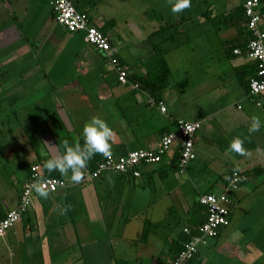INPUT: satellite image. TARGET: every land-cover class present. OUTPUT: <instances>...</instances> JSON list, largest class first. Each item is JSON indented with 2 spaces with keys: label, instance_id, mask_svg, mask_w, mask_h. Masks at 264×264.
<instances>
[{
  "label": "crops",
  "instance_id": "obj_1",
  "mask_svg": "<svg viewBox=\"0 0 264 264\" xmlns=\"http://www.w3.org/2000/svg\"><path fill=\"white\" fill-rule=\"evenodd\" d=\"M38 1L47 2L50 19L38 10L39 6L35 7ZM104 1L89 13L97 26L108 25L107 35L126 69L138 75L147 74L155 69L158 54L162 52L172 72L160 99L166 112H160L157 100L147 91L121 84L111 61L100 50L86 43L82 34L70 33L57 22L50 0H15V8L9 0L10 6H6L4 16L14 19L13 13L19 10L22 18L21 31L11 38V44H0V52H5L0 57V219L18 205L32 164H40L45 171V161L50 156L61 155L65 142L72 147H83L82 129L91 117L105 120L113 129L109 153L113 157L156 144L164 132L177 131L175 122L178 119L201 122L200 131L204 123L226 114L229 106L218 105L219 83H216L225 74L232 82L236 101L242 102V107L236 103L241 112L226 115L221 121L226 130L236 126L233 131L240 134H231L229 138L231 141L238 139L246 152V155L237 153L234 167L244 171L261 166L263 169L258 175L264 173V143L255 142L257 132L247 128V122L259 114L255 109L263 106L264 93L252 98L242 85L237 69L245 68L251 61L246 53L238 54L235 50L246 43L248 30L239 16L234 19L228 14L246 0L234 1L225 10L224 20L223 15L218 16L223 12H216L211 4L209 18L204 17L203 21L202 12L198 13L202 20L194 26H202L198 34H203L204 38L192 48L197 50L193 57L201 66L202 75L196 89L211 96L210 108L213 109L188 118L179 116L177 109L180 101L184 103L182 96L190 82L181 87L183 80H177V88L173 84V74L179 64V56L175 58L174 53L180 50L182 36L186 33L176 29L173 31L176 36L169 43L163 41L170 34L163 31L165 24L183 19L182 15L172 19L173 5L170 3L174 4L175 0H150L148 32L140 42L120 34L118 19L105 12L108 5L103 8ZM108 2L109 5L116 3L114 0ZM87 4L85 2L84 7ZM9 25L11 23L0 26V33ZM16 38L23 41L22 44L12 45ZM219 45L225 50L220 57L213 53ZM222 86L225 92L230 91V87ZM199 131L195 138L194 160L201 159L206 164L212 156L201 145ZM250 141L254 144H249ZM177 152L178 141L160 163L142 166L139 178L110 172L93 180L73 182L71 172L67 175L52 172L68 180L69 187L48 192L47 198L34 191L22 219L0 238V264H25L37 255L55 258L57 264H170L171 250L183 242V230L192 224V194L216 192L215 188L222 190L224 184L220 180L207 191H199L188 173L189 166L183 174L176 169ZM85 170L86 166L80 171L81 177ZM179 174H186L188 178ZM188 180L192 187L189 190ZM247 183L241 185L235 201L239 200V192ZM163 198L167 200L166 206ZM170 215L186 221L180 232L167 230L172 223L160 224L163 217ZM242 224L244 222L237 220L233 210L229 226L221 229L219 236L211 239L190 264L264 262V222L260 220L253 229H246L247 223ZM111 228L122 230L114 238ZM144 231L148 236L141 239ZM60 241L68 243L58 250L60 253L73 252L66 259L67 263L57 255L58 251L53 255ZM89 258L95 261L90 262Z\"/></svg>",
  "mask_w": 264,
  "mask_h": 264
},
{
  "label": "rangeland",
  "instance_id": "obj_2",
  "mask_svg": "<svg viewBox=\"0 0 264 264\" xmlns=\"http://www.w3.org/2000/svg\"><path fill=\"white\" fill-rule=\"evenodd\" d=\"M10 1L12 2L13 7L15 8L17 6L15 0ZM108 1L109 0H105L102 7L104 8L108 5L105 8V12L109 13V16H113L118 19V23L120 26L119 32L123 37H130V39H133L135 42H140L143 38L146 37L144 33L148 32L146 28V22L147 15L150 11V0H114L116 1V3L111 5L108 4ZM234 1L240 2V0H189V7L183 9L181 12H171L172 19H176L181 15L184 16V18H189V16L193 17L192 20L190 19L184 22L183 28L185 29L186 35L182 36V41L186 42L181 45L180 50L174 53L175 58L177 54L179 56V64L177 68H175L176 71L173 74V78L175 79V81H173V84L175 88L178 87L177 80L184 81L187 79L190 82V87L187 89L186 94L182 96L184 103L180 101L179 108L177 109V113H179V116L188 118L190 116L198 115L201 113L205 114L207 111H209V109L210 111L213 109V107L210 108L212 104L211 102H213L211 96L209 94H202L196 89V85L200 81L202 75L201 66L196 61H194L195 57H193L194 54H197V50L194 51L192 48L201 44V37L204 38V35L198 34L199 31L202 29V26H194V23H197L202 20L198 16V13L206 11L209 8L210 4L212 8L219 13L228 10V8L231 7ZM28 5L32 7V4ZM170 5H173V2L172 4L170 3ZM6 6H8V4L6 5L4 1L0 0V26H4L7 25V23H11V25H9L5 30L0 33V44H11V38L15 35H18L19 31H21V26L19 25V22L21 23L22 18L21 12L19 10H16V13H13L12 15L14 19L5 17L3 12ZM36 6H39L38 10L42 11L44 15H46V18H51V10L47 2L38 1L35 4V7ZM18 18L20 19L18 20ZM42 22H45L44 18ZM197 34L198 36H196ZM207 38H209V36ZM210 38H212L213 40V37L210 36ZM30 40L34 41L31 38ZM22 42L23 41H20V39H17V41L14 42L12 45H17L19 43L22 44ZM10 46L11 45H9L8 47ZM3 53L5 52H0V57ZM213 53L220 57L225 53V50L221 45H219L217 50H215ZM190 55L191 57L188 58V56ZM218 66H220V63L218 64ZM228 77L229 76L225 74L223 75V78H218L219 82L216 81V83H219L217 88V93L219 95L218 105H222V107L229 106L226 111V114L219 115L217 117V120L214 118L213 121L210 123H204L203 128L198 133L202 137L201 145L203 144V148L205 149V151H208V153L211 154L212 158H210L206 164L203 163L201 159L193 160L190 162L188 168V173L191 174V180L201 192H205L213 184L219 183V179L222 177L225 170L229 166H234L236 161L235 159H237V152H234L229 148V145L232 142L229 136L235 133L239 135L240 133L235 130L233 131L236 126L228 127V130H226L227 128H224L225 126L221 124V121L223 120L224 116L229 114L234 115L237 112L239 113L241 112L239 105H241L240 107H242V102L236 101L234 92L232 91L233 85L232 82L228 79ZM222 85H226L228 88L230 87V91H226V93L225 86ZM211 95L213 96V94ZM237 102L239 105L236 104ZM262 102L263 106L257 107V109H255L259 113L257 118H259L261 121V129L260 131H256V138L254 137L255 142L261 144L264 143V98L262 99ZM251 121L252 120L247 122L248 129L250 128ZM223 129H225L226 131H223ZM209 132L211 134H209ZM204 137H206V139H204ZM211 143L213 144L212 148ZM249 144L252 145L254 144V142L250 141ZM180 176L184 179L188 178L186 174ZM189 184L191 185L190 181L188 182L187 190L192 189ZM220 189L221 188H215L214 191L220 192ZM239 193L241 197L238 201H236V204L234 206L236 218L237 220H242L244 224L247 223L246 229H253L255 228L254 224L258 226L257 222H259L260 220L264 222V173L250 179V181L243 186L241 192ZM197 194L193 193L191 199L195 200L197 198ZM163 201L166 206L168 204L165 203L167 200L163 198ZM170 202L172 203V201ZM161 215L160 217H162ZM173 215H170V217H163L160 221V224L167 226L168 223H172L171 227L167 228V230H171V232L178 233L182 230L186 221L183 218H177ZM121 230L122 228H111L110 233L112 237L115 238L116 233H121ZM262 231L264 232V228H262ZM107 236H109V234ZM69 240L70 239H68V243L72 245V242H70ZM68 243L63 241L58 242V249L53 252V255L56 251L60 249L62 250L63 248H65V246H68ZM71 254L73 255L72 251H66L62 253L58 251L57 253V255L63 257L61 259H63L64 263H67L69 261L66 259H68ZM56 261L57 260L55 258L49 259L45 258L44 256L43 258H40V256L37 255L31 260L29 259L25 264H57ZM83 261V263H86L85 259ZM89 261L93 262L95 260L89 258ZM261 264H264V262H262Z\"/></svg>",
  "mask_w": 264,
  "mask_h": 264
},
{
  "label": "built area",
  "instance_id": "obj_3",
  "mask_svg": "<svg viewBox=\"0 0 264 264\" xmlns=\"http://www.w3.org/2000/svg\"><path fill=\"white\" fill-rule=\"evenodd\" d=\"M50 4L59 24L70 33L83 34L86 43L100 50L111 61L121 84L130 85L135 89L139 88L137 83H132L128 79L127 69L121 64L110 37L104 34L87 14L78 11L71 0H51ZM243 8L247 26L252 36L247 45L246 55L250 61H255L258 64L257 76L251 78L249 83V95L256 98L264 93V0H246L243 3ZM235 53L242 54L239 49L235 50ZM156 103L160 112L165 113L166 106L164 103L162 101H156ZM257 104L260 103L257 102ZM175 123L176 132L162 134L156 144L147 148L129 151L118 157L108 155L97 163L93 171L84 172L81 181L93 180L110 172L139 178L142 175V166L161 162L177 141L180 142L178 169L180 173H185L190 162L196 158L195 138L201 128V122L178 119ZM247 179L246 175L234 172L228 185L220 192L205 193L199 197V202L206 206V220L197 228L192 229L196 232L193 233L191 240L185 243L183 250L178 254L173 264H189V261L204 246H207L211 239L218 236L221 229L229 226L231 195ZM36 182H39L48 192L69 187L67 180L46 176L40 164H32L18 205L0 219V238L6 236L10 228L19 222L27 212L34 193L32 185ZM185 232L191 233L192 231L186 227Z\"/></svg>",
  "mask_w": 264,
  "mask_h": 264
},
{
  "label": "trees",
  "instance_id": "obj_4",
  "mask_svg": "<svg viewBox=\"0 0 264 264\" xmlns=\"http://www.w3.org/2000/svg\"><path fill=\"white\" fill-rule=\"evenodd\" d=\"M5 1L10 6L9 0H5ZM71 1L73 2L74 6L76 7V9L78 11H80L81 13L87 14L90 17V19H91V16H90V13H89L90 11L89 10H92V9L97 8V6L101 3L102 0H71ZM85 2L88 3L86 5V7H84ZM210 11H212V9L211 8H208L206 11H204V12L201 13V15L203 17V21L205 20L204 17L205 18H209V12ZM224 13L225 12H223L222 14H218L219 17H222V15H223V20L226 18L225 17L226 14H224ZM228 14L230 15L231 18H234V19H238L237 16H239V18H241V21L245 24V28L248 30V37L246 39V43L239 45L240 46V49L239 50L242 53H246L247 45H248L250 39L252 38V36H251V33H250V31L248 29V26H247V19L245 17L243 4L242 5H239L236 8H234ZM54 16H55V14H54ZM182 18L183 19L180 20V21L170 20L167 24H165V26H164L165 27V30L163 28V31L164 32H167L168 31V32H170V34L167 37V39L165 37L163 38V41L164 42H170L174 38V36H176L174 34V32H173L176 29H178L179 31H181V33H183L185 31V29L183 28L184 27V22L186 20H190V19L192 20L193 19L190 16H189V18L188 17L187 18L186 17L184 18V16H182ZM109 21L111 23H115L113 20H109ZM99 29L104 34L107 35L109 28H108V25H106V26L99 27ZM75 34H77V33H75ZM79 34H81V33H79ZM185 42L186 41H182L181 43L184 44ZM230 47L231 46H229V48ZM164 48H166V47L164 46ZM157 53H159V51H157ZM158 55L159 56H158V59H157V65H156L155 69L154 68L151 69L149 73L144 74V75H138V74H135V73L130 72L128 68H127V72H128V79L132 83H137L139 85V89H142L144 91H147L149 94H151L155 98V100L160 101L161 95H162L163 91L169 85V79H170V77L172 75V72H171L170 68L168 67L167 62L165 61L164 57L162 56V52H160ZM247 67H249L250 69L245 70ZM257 69H258V64L255 61H251V63L248 66H246L245 68L242 67V68L237 69V74H238V76H239V78H240V80L242 82L243 87L246 89V91H247L248 94H249V83H250V79L257 76ZM187 83H188V80L186 79V80L180 82V85L182 87L183 85H185ZM166 132L168 133L170 131H166ZM166 132H164V133H166ZM178 146H179V149H180V142H178ZM179 155H180V153L177 152V153H175V157H174V163H175V166H176V169L177 170H179L178 169ZM106 157L105 156L104 157H101V156H98V155L94 156L90 161L87 162V164H86V170L84 172L93 171L96 168L97 163L99 161L105 159ZM262 169L263 168L261 166H258L256 168H253L252 170H244V171H242V170L238 169L237 167L229 166L225 170L224 174L222 175V177L219 180H223V183H224L223 184V189H224V187L228 185L230 179L232 178L233 173L234 172H239L240 174L246 175L247 178H248L247 180H245V181L242 182V184H244V183H247L251 178L257 176L258 175V171H261ZM44 172H45V175L46 176L61 178V176H59L57 174L49 173L46 169H45ZM238 191H239V189L236 190V191H234L232 193V195H231L232 196L231 197L232 202L230 203V206H229L230 211H231V213H230V223H231L232 212H233L234 206L236 204V201H235L236 198H235V196H236V194H237ZM210 192L211 191L209 190L206 193H210ZM201 195H203V194L202 193L201 194H198V199L196 198L195 200H193V202L191 204V209L193 210L192 219H191V223L192 224L188 225L187 228H190L191 229V231H192L191 233L192 234L185 232V229L183 230L184 231V234H185V238H184L183 242H181L180 244L178 243L177 244V247L175 246V248L173 250H171V254H170V264H173L174 260L178 256V254L183 250L185 243H187L188 241L191 240L193 233L196 232V230H192V229L193 228H197L202 223H204V221L206 220V217H207L206 206L202 205L199 202V197ZM219 234H220V232H219ZM219 234H218V236H219ZM146 236H148V232L147 231H144L140 237H141V239H145ZM193 258L189 261V264L193 260Z\"/></svg>",
  "mask_w": 264,
  "mask_h": 264
},
{
  "label": "clouds",
  "instance_id": "obj_5",
  "mask_svg": "<svg viewBox=\"0 0 264 264\" xmlns=\"http://www.w3.org/2000/svg\"><path fill=\"white\" fill-rule=\"evenodd\" d=\"M187 7H189V0H175L172 6V12H181ZM260 127V119L253 117L249 131H258ZM113 134V129L105 120L93 116L85 123L82 129L83 147L80 145L72 147L65 142L63 153L58 156H50L45 161L44 167L49 173L59 172L61 175H67L71 172V180L73 182H79L81 179L80 171L85 168L88 161L97 154L105 157L109 155L111 150L110 141ZM229 148L240 155H246L238 139H234L230 143ZM32 188L39 196L43 198L48 197V191L39 182L33 183Z\"/></svg>",
  "mask_w": 264,
  "mask_h": 264
}]
</instances>
